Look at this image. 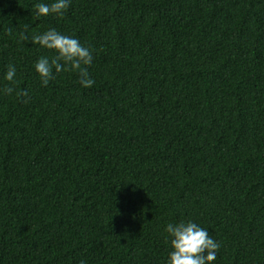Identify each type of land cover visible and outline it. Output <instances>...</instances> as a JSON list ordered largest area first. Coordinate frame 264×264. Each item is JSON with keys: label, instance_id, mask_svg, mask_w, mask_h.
Listing matches in <instances>:
<instances>
[{"label": "trees", "instance_id": "1", "mask_svg": "<svg viewBox=\"0 0 264 264\" xmlns=\"http://www.w3.org/2000/svg\"><path fill=\"white\" fill-rule=\"evenodd\" d=\"M38 2L0 0V89L28 90L0 91V264H165L181 219L264 264V0ZM25 25L90 46L93 86H42Z\"/></svg>", "mask_w": 264, "mask_h": 264}, {"label": "clouds", "instance_id": "2", "mask_svg": "<svg viewBox=\"0 0 264 264\" xmlns=\"http://www.w3.org/2000/svg\"><path fill=\"white\" fill-rule=\"evenodd\" d=\"M71 0H51L34 4L37 18L56 15L62 17L70 6ZM28 26L19 33L18 40L23 43L39 45L42 48L55 52L52 56H41L35 62V71L40 77L42 86H47L55 79L57 74L64 71L74 72L79 77L80 84L90 88L95 83L89 73V67L93 62V50L90 46H84L78 39L59 32L55 28H49L42 33L28 34ZM9 35L13 27L7 29ZM17 69L14 64H9L4 79L7 83L0 91L4 95L13 93L19 99L28 98V90H17ZM24 102H27L25 99ZM166 243L170 247L165 264H212L217 258L220 248L207 229L194 222L192 219H181L176 223H168L164 228ZM79 264H86L80 260Z\"/></svg>", "mask_w": 264, "mask_h": 264}]
</instances>
